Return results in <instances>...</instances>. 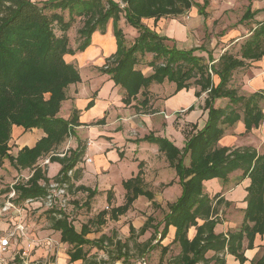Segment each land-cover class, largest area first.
I'll use <instances>...</instances> for the list:
<instances>
[{"label": "trees", "instance_id": "trees-1", "mask_svg": "<svg viewBox=\"0 0 264 264\" xmlns=\"http://www.w3.org/2000/svg\"><path fill=\"white\" fill-rule=\"evenodd\" d=\"M120 1L123 5L116 0H43L41 4L32 0H0V166L4 158H7L15 169L31 171L26 180L11 185L17 194L15 202L21 203L28 198H40L46 194L43 183H48L50 178L37 163L41 157L49 155V162H58L60 169L56 178L66 182L69 181L68 171L82 157V150L78 146L63 156L52 154L73 126L78 124L76 110L71 111L68 119L58 116L61 101L66 98L65 89L80 80L77 68L63 58L65 54H73L65 30L75 18L82 20L77 30L81 40L77 48L83 49L90 43L95 31L105 32L110 19H113L116 26L115 21L121 13L138 33L131 45L126 46L120 29L114 27L116 49L105 58L99 70L108 74L115 84L125 90L126 96L123 99L127 103L139 92L146 94L151 83H162L164 80L175 84L174 91L188 89L193 85L197 87L194 91L196 96L202 92L207 94L204 100L206 121L194 135L184 141L182 148L167 138L150 133L141 138L157 144L159 151L168 158L178 177L181 192L176 200L167 203V211L161 221L162 228L156 231L158 237L152 233L139 244L149 248L155 240L154 244L161 246V257L157 264H163L162 256L168 244L162 245L161 241L172 225L175 232L170 243H177L180 247L174 264H225V253L234 255L242 263L245 260L243 238L247 239L245 248H252L255 235H264V152L260 153L252 146H218L217 141L224 127L234 124L241 117L246 132L257 127L264 117L259 105L264 90L243 96L230 85L234 70L246 66L247 60H257L264 56V20L258 21L250 29L251 33L240 45L239 55L224 51L216 62H212L211 51L201 50V46L177 48L173 39L143 22L145 18L157 21L161 17H176L192 6L205 17L204 8L209 0H203L201 4H194L191 0ZM55 9L67 10L68 21L61 14L51 11ZM255 12L248 5L240 21L253 18ZM54 23L61 30L59 36L54 32ZM169 40L172 44L167 43ZM198 49L206 51L207 57L196 54ZM145 53L152 54L147 63L152 72L148 75L136 68L137 54ZM214 74L219 78L217 83L213 82ZM219 98H227V103L222 107L214 105ZM147 103L145 96L141 104L145 106ZM238 108H241L243 116ZM191 109L192 106H189L188 110ZM14 125L22 127L24 131L40 128L45 135L34 145L23 146L16 154H12L9 140ZM185 155L190 157L187 166L183 163ZM237 170L241 171L238 183L249 178L240 227L226 234L215 233L214 227L219 222L215 216L217 205L224 199L219 193L212 197L205 193L203 181L218 178L224 184L228 182L230 174ZM140 174L139 170V174L124 182L127 189L125 202L110 209L111 218L116 219L118 214L125 213L139 194H144L148 199L153 198L151 192L141 189ZM78 188L88 191V199L93 197L94 190L82 185ZM48 211L51 212V228L60 232L61 242L69 245V261L85 257L83 245L93 244L102 248L105 241L110 240L105 235L97 240H89L85 237L89 231L87 224L82 223L77 231L65 211ZM58 213L60 216H57ZM106 213L105 209L100 210L96 216L98 221L102 222V216ZM152 219L150 215L146 218L138 229V235L144 234L152 226ZM190 226H195L196 232L188 239L187 230ZM154 228L156 230L158 226ZM133 234L135 229L130 226V237ZM115 243L116 251L115 254L111 252V261L120 258L124 260L129 255L127 242L116 240ZM210 250L214 254L208 257L206 254ZM251 264H264V250Z\"/></svg>", "mask_w": 264, "mask_h": 264}, {"label": "rangeland", "instance_id": "rangeland-1", "mask_svg": "<svg viewBox=\"0 0 264 264\" xmlns=\"http://www.w3.org/2000/svg\"><path fill=\"white\" fill-rule=\"evenodd\" d=\"M38 4H41L43 0H32ZM105 2V0H103ZM120 5H123L120 0ZM194 4H201L203 0H191ZM250 3L251 8L256 6H263L264 0H209V4L204 8L206 13V18H204V22L195 24L193 23V28L188 31V36L186 40L177 41L178 47L182 48H189L191 46H199L203 45L205 48H209L212 51V54L217 56L219 53H222L226 48L227 51L233 55H239V45L243 42L248 33V29L252 27V24L258 22V20L262 19L264 13H260L259 15L256 14L252 20H245L240 23V17L244 12L246 6ZM253 6V7H252ZM195 6H192L188 11H186L182 15H178L174 18L179 19L181 22H186L189 20V16L191 13H195ZM52 12H57L61 14L65 21H68L69 15L67 10H60L55 9L51 10ZM49 11V12H51ZM197 13V19H198ZM117 20L114 21L110 19L107 23L106 30L104 33L100 31H95L90 38V43L84 47L83 49H78V45L81 43V40L78 36V28L82 25V20L79 18H75L72 21L71 25L65 30V34L68 40V46L72 50L73 54H65L63 56L66 62L71 63L74 65L79 73L80 80L76 83L70 84L65 89V96L61 101L60 109L58 112V116L63 119H68L71 115L72 110L77 111V115L84 113V111L89 110L93 106V95L87 96V99H84L85 104L83 101L84 94L87 92V89H91L92 85L96 88L99 84V76L102 73L99 70V67L102 66L105 62V54L104 52L109 49V40L110 38H114V27L119 28L121 34L125 38L124 44L126 46L131 45L134 38L136 37L138 31L137 29L126 22L124 15L121 13L119 14ZM201 18L202 15L199 14ZM173 18V17H168ZM173 18V19H174ZM145 21V20H144ZM150 23V21L145 22ZM151 24V23H150ZM185 24V23H184ZM230 30H235L233 37L228 38L226 32ZM54 32L56 35L61 34V30L58 27V24L54 23ZM168 44H172V41L169 40ZM196 53H201V55H205L203 51H196ZM137 64L136 68H139L145 75H148L152 72V68L147 65L148 61L151 60L152 54L145 53V54H137ZM88 60V61H87ZM262 77L264 80V58L259 61H253L248 63L246 66L242 68H238L233 72V76L231 78V85L235 86L239 94H246L248 93L249 81L253 78ZM264 83V82H263ZM175 85L173 83L168 84L165 81L163 85H155L151 83L149 87L146 89V94L144 93H137L136 98L134 100H130L128 103L123 99L126 96L125 90L120 87L118 89V99L122 98L126 104H117V102H112L113 108L116 111V114L111 116L112 122L109 123L110 126H113L115 123L116 130H110L112 136H106L108 134H103V136H98L99 138L102 137L106 142L110 143V145L114 146L117 143L119 147L128 148V143L130 140L138 139L140 140L144 135L147 134H154V136H167V129L166 124H173V127L176 130H180V133L184 136V141L187 138L191 137L196 132V126H199L202 123L204 116L201 115L198 117V105L202 103L203 98L205 97V93L195 99L194 109L191 112H186L183 109L176 112L175 116L169 113L166 108L164 107L163 96L169 95L174 90ZM245 87V88H244ZM264 88V84L262 85ZM196 86H191L189 88L190 91H195ZM261 89V88H260ZM48 94L45 95L47 97ZM147 96L148 103L145 106H138L141 102L138 103L139 100H143V98ZM179 102H184V99H180L179 97L176 98ZM91 104L89 105V103ZM226 100L218 101L217 105H223ZM260 107L263 108L264 111V99L259 100ZM84 104V105H83ZM200 104V108H201ZM112 109V108H110ZM200 112V111H199ZM135 114V115H134ZM145 114L144 116H142ZM117 115V116H116ZM134 115V116H132ZM120 117L128 119V123H124L126 121L120 122ZM117 119V122L115 120ZM186 119L190 121H196L194 124L193 122H184ZM200 121L201 119V122ZM13 127V126H12ZM19 127V126H18ZM22 129V127H20ZM84 129L88 128H72L71 132L64 137L63 141L57 145V147L53 150L52 154H65L69 151L75 149L77 146L82 150V157L80 158L79 162L75 165L73 169H77L69 176L68 181V197H69V204L66 208V215L69 221L79 230L82 223H88L91 233V237L95 235L98 237L99 232L106 230V233L112 235L114 239H117L121 243L126 241L128 247L130 248L129 255L125 257L126 263H136L140 260V258H144L146 264L150 262L157 261L158 258L161 256V246L158 244H154L155 240L151 242L149 248H144L141 243L145 241L152 233L158 237L157 232L162 228V218L164 213L167 211V203L170 200H173V194H168V182L170 180V176H176L177 180L178 177L176 172L172 166H169L168 158L163 159L161 153L158 155L156 154L155 150L152 148H146V156H148L149 160L152 162V166L150 167V171L147 174V181L144 183V187L150 189L154 194L156 202L158 205H154L149 203L145 197H138L129 208V210L124 213L120 214L116 219L109 218L111 203L112 205H119L124 201V196L121 195L118 191H113V199L110 201L108 195L103 194V190H100L99 186L101 181H99V175L94 174L95 169L94 166L96 165V159L94 157L96 151V144L94 146H89L88 143L91 141L94 142L98 137L91 136L85 132ZM170 136H174L176 132H169ZM172 134V135H171ZM45 135V132L40 128H32L27 131H19L16 135L12 132L11 129V140H9L10 153L16 154L17 147L29 146V144H35L37 140ZM102 135V134H101ZM126 141V142H125ZM244 143H248L250 146L255 147L256 150L260 153L264 152V119L258 129L252 130L250 134L245 135V139L243 140ZM96 142V141H95ZM125 143L126 147L122 146ZM140 143V142H139ZM147 144V146L152 145L149 142H143ZM33 144V145H34ZM88 149L86 154L85 149ZM85 151V152H84ZM62 155V156H63ZM131 156V155H130ZM49 157L43 156L41 157L37 163L42 165L43 169L45 170L46 175L48 176V172L52 174L54 171V167L57 165V162H51L48 166L44 164V160ZM86 157H91L93 159L92 163H88L86 161ZM129 160L125 165L119 163L118 167L120 170L122 169L123 173H128L129 171H134L135 174H139L140 172H144L142 169L145 166L144 164L141 166L138 164H131L130 160L135 161L137 158L128 157ZM190 157L189 155H185L183 158L184 165H189ZM142 161H140L141 163ZM118 167H115L117 170ZM240 170L234 171L230 174L228 182L222 184L223 182L216 178L207 179L208 181H216V183L220 186L214 193H210V197H212L215 193H219L220 196L225 190H229L231 186L238 184V175L240 174ZM57 174V173H56ZM56 174L54 176L50 175V179H55ZM31 175V171L29 169H15L9 162L7 158H4L3 162L0 166V231L1 228L7 226L9 224L8 217L9 216H18L15 211V215H13L12 211H3V202L6 200L8 188L15 183L16 181H24L27 177ZM78 177V179H76ZM144 179V178H143ZM173 179V178H171ZM206 181V180H204ZM203 181V191H206V186ZM157 183L152 185V183ZM179 183V182H178ZM212 183H207L211 186ZM78 185H85L89 186L94 190V195L92 198L88 199L87 193L83 190L78 188ZM209 194V193H208ZM224 199L219 205H217V213L216 218L218 219L219 224H223L226 222L232 223V225H236L235 227L229 228V230H237L240 227L242 221V208L238 206L235 202H231L229 200ZM18 203V202H17ZM233 203V204H232ZM109 204V205H108ZM107 205L109 206L106 209ZM113 206V207H114ZM106 209L107 214L102 216V222L98 221L97 223V213L100 210ZM24 213V211L22 210ZM23 215V214H22ZM21 215V216H22ZM119 215V214H118ZM151 216L152 219V226L147 229V231L142 234L138 235L135 234L132 238H127L129 232L126 231V226L132 224L138 229L142 222L148 216ZM51 212L41 208H30L27 209V214L24 220L27 221L29 226L31 227V232L38 236V238L46 239L52 238L56 242L53 243L52 253H48L45 257H42L40 260V264H57V257L58 251L65 249V244L61 243L57 237L56 231H51ZM104 217L105 222H104ZM157 225L158 228L155 230L154 226ZM37 231H40V234H37ZM230 231H226L228 233ZM128 233V235H127ZM225 233V234H226ZM56 236H55V235ZM96 239V238H94ZM141 241V242H140ZM164 243L167 240H162ZM113 243L107 241L104 243L102 248L100 247H89L85 246L84 248L87 251V257L85 260V264H108L111 260L110 253L113 251L115 253V245ZM138 243V244H136ZM163 243V242H162ZM168 243L167 251L163 254L162 260L164 264H174L175 258L180 252V247L177 243ZM68 249V246L67 248ZM264 250V246L260 248V251ZM210 252L207 253L209 255ZM122 259H119L118 262H122ZM78 262V261H77ZM117 262V261H116Z\"/></svg>", "mask_w": 264, "mask_h": 264}, {"label": "crops", "instance_id": "crops-1", "mask_svg": "<svg viewBox=\"0 0 264 264\" xmlns=\"http://www.w3.org/2000/svg\"><path fill=\"white\" fill-rule=\"evenodd\" d=\"M248 5H250V3ZM250 8H251V5H250ZM251 10L252 11H256L254 16L256 14L259 15L260 13H264V5L261 6V7L256 6L254 8H251ZM194 12L195 13H191V15L189 16L190 17L189 20L184 22L185 24L182 21L180 22L179 19H176L174 17H173L174 19L173 18L171 19V18H168V17H161L157 21H154L153 18H145V19H143V22L145 23L147 21H150L151 24L150 23H147V24L145 23V24L147 26H149L150 28H153L154 30H156L160 34L166 35L170 39H173L174 42L176 43L177 41H183V40L187 39L188 31L193 28V23H195V24L198 23V27H199V23L200 22H204V18H206V16L204 17V15L201 14L202 17L200 18L199 17L200 13L197 11V8H195ZM197 13H199L198 14V19L196 17ZM252 19L253 18H251L249 20H252ZM262 20H264V16H263L262 19H260L258 21H262ZM240 23H241V21H240ZM256 23L252 24V27L248 29V33L246 34V37L251 33L250 29L254 28L256 26ZM234 32H235V30H230L229 32H226V35H228V38H231V37H233ZM108 40L110 42L109 43V49L107 50V52L106 51L104 52L105 57H107L110 54H112L115 51V49H116V43H115L114 38L112 37V38H110ZM240 45H239V49H240ZM175 46L177 48H181V49H188V48L178 47L177 44H175ZM199 46L202 47L201 50L206 49V50L211 51L208 47L205 48L202 44L199 45ZM191 47H193V46H191ZM191 47H189V48H191ZM197 51H200V49H198ZM224 51H227V48ZM203 52H205V55L207 57L206 51H203ZM211 53H212V51H211ZM196 54L201 55V53H196ZM220 54L221 53H219L217 56L212 54V58H213L212 62H216V60H217V58L219 57ZM202 56H204V55H202ZM263 58H264V56L259 58V59H257V60H252V61H248L247 60V64L250 63V62H253V61H259V60H261ZM240 68H242V67H240ZM232 76H233V74H232ZM98 78H99L98 86L96 88H94V86L92 85L91 89H87V92H85L83 100H80V101H83L84 104H85L84 99H87V96H92L93 95L92 96L93 97V106L89 110L84 111V113L77 115L78 124L73 126V128H76V129L77 128H88V129H84L85 132L88 133L89 135L93 136V137L95 136V138L98 137V136H103V134H105V135L108 134L106 136H112L111 135L112 133L110 132V130H112V128H113V130L117 129L115 127V123H114L113 126L109 125V123L112 122L111 116H113V114H116V111L114 110L112 104L114 102H117V104H119V103L121 104V102L123 104H126L122 98L118 99V97H119L118 96V93H119L118 89L121 87L120 85L115 84L114 81L112 79H110L108 74H102ZM212 79H213L214 83H217L219 81V78L215 74L212 75ZM165 81L168 84L173 83V82H169L167 80H164L162 83H155L154 82V84L155 85H163V84H165ZM263 82H264V80L262 79V77L253 78L252 80L249 81L248 93L239 94L238 91H237V93L239 95L248 96V95H250L251 93H253L255 91L264 90V88L262 87V85L264 84ZM230 85H231V80H230ZM233 87H235V86H233ZM174 89H175V87H174ZM202 93H205V92H202ZM202 93L199 96H196L194 91H190L189 88L188 89L182 88V89H180L178 91H174L173 90L171 94L166 95L165 97L163 96L162 100L164 101V107L166 108V110L170 114L172 113L175 116L176 112L180 111L181 109H183V110L185 109L184 111H186V112L193 111V109H194L193 102H194L195 99L199 98L202 95ZM206 96H207V94L205 93V97L203 98L202 103H200L202 107L200 108V104L198 105V117L201 115L202 112H204L202 114L204 116V118L202 120V123L199 126H196V130L200 129L204 125V123L206 121L207 110L204 108V100H205ZM177 97H179L180 99L181 98L184 99V102L181 103L178 100H176ZM262 99H264V94L262 95L261 98H259V100H262ZM131 100H134V99H131ZM221 100H226V102L223 105H217L218 101H221ZM139 102H141V100H139L138 103ZM226 103H227V98H219V99L215 100L214 105L222 107ZM138 106L142 107V104H139ZM189 106H192L191 110H188ZM110 108H112V109H110ZM238 111H239L240 115H242L241 108H238ZM262 112H263V116H264L263 108H262ZM134 115H132V116H134ZM144 115L145 114H143L142 116H144ZM263 119H264V117H263ZM263 119H262V121H263ZM120 120H121L120 122H123V121H126V120L128 121V119L122 118V117H120ZM127 121L124 122V123H128L129 122V121L128 122ZM187 121L193 122V121H190L189 119H186V121H184V122H187ZM198 121H199V119H198ZM262 121L260 122V124L262 123ZM115 122H117V119L115 120ZM199 122H201V119H200ZM193 123L195 124L196 121H194ZM260 124L257 127H252L250 131L246 132L245 131V127H244V122H243V119L241 117L234 124L226 125L224 127V132H223L222 136L220 137V139L217 141V144H218V146H227V147H231V148L239 147V146H250L248 143L245 144L244 141H243L245 139V135L250 134V132L252 130L258 129ZM165 127L167 129V136L166 137L165 136H161V137L167 138L175 146H177L178 148H182V146L184 145V139L185 138L180 133V130H176L173 127L172 123L171 124L167 123ZM21 130L24 131L23 129H20V127L15 126V125L12 127V132L15 135ZM169 132H176V134H174V136L172 137V136H170ZM95 141L94 142L91 141L88 144V147L89 146H94V143L96 144V151H95V154H94V157L96 159V165L94 166V169H95L94 174H97V175L100 174L99 175V181H101V183H99L100 184L99 186H102V187H100V190H103V194L104 195L106 194L108 196H109V194H111V197L109 199L110 201H112V199H113V191H115V192L118 191L119 193H122L121 195H123L125 197L127 189L124 187V182L126 180H128V179L133 178L135 176L134 175L135 172L131 170L128 173H123L122 169L120 170L118 165H119V163L125 165L127 162H124V161L129 160L128 157L130 158L132 156L134 158H137V160H135V161L130 160L131 164L132 163L133 164H138V163H140V161H142L141 162V166H142L144 164V162H145V164H144L145 166L142 169L144 172H142L140 174V178H141L140 186L142 187L141 188L142 190L151 192V194L153 196L152 199H148L144 194H139L137 196V198L138 197H145L148 200L149 203L155 202L154 205H158V203L156 202V200H158V199L155 198V194L150 189H147V188L144 187V183H145V181H147V174L149 173L150 167L152 166L151 160H149L148 156H146L145 149L146 148H152V149L155 150L157 155L159 153H161L162 156H163V159H166V156L164 155V153L159 151L158 145L155 144V143L149 142L152 145L147 146V144L143 143V142H147V141H143L141 139L140 140L135 139V140H130V143H128V148L125 149L123 147L120 148L119 145H117V143L114 144V146L113 145L111 146L110 143L106 142L104 139H102V137H100V138L98 137ZM33 144H29L28 143L29 146H32ZM122 146L126 147L127 144L125 146V143H124ZM19 148L20 147H17L16 151ZM85 151H86V154H87L88 149L86 148ZM87 158L88 157H86V161H87ZM89 158H90V161H87V165H88V163H92L93 162V159L91 157H89ZM50 163L51 162H49L48 165H47V170H48V166H49ZM168 165L170 166V164H168ZM115 167H118L117 170L115 169ZM59 169H60V164L57 162V165L54 167V171H52V174H50L48 172V177L51 178L50 175L54 176ZM72 170L76 171L77 169H72ZM172 174L173 175L170 176V180L168 182V187H169L168 188L169 189L168 190V194H173V200H170V202H173L174 200H176V198L180 195V192H181L180 184L178 183V180H177L176 176H174L173 172H172ZM171 178H173V179H171ZM76 179H78V177H76ZM214 179H216V178H214ZM213 180L212 181H208V180L204 181L205 186H206V191H209L208 192L209 194L207 193L209 196H210V193H214V192H216V190L218 188H220V186L216 183V181H213ZM212 182H214V183L211 186H209L208 184L212 183ZM155 184H157V183H155V182L152 183V185H155ZM248 184H249V178H245L241 182H239L238 184H235L234 186H231L229 190L227 189V190L223 191V193L221 195L226 200H229V201H231L233 203L236 202L238 204V206L243 209L246 206V202L244 201V198H245V196L247 194L246 186ZM82 186L87 187L88 189H92L89 186H85V185H82ZM84 191L88 195V191L87 190H84ZM124 201H125V198H124ZM133 202H132V204H133ZM123 203H121V204H119L117 206H120ZM17 204L19 205L20 208H22L21 209V215L23 214L22 215L23 221H24L25 226L27 227V236L29 238H35V239L38 238V236H35V234L33 232H31V229H30L31 227L29 226L27 221L24 220V218H25V216L27 214V209H29V210H30V208L35 209L34 207H36L37 204L33 203V204L28 205V204H25L24 202L17 203ZM132 204L130 205V207L132 206ZM108 205H107L106 209H108L109 206H111V208L114 206V205H112V203H111V205H109V206ZM117 206L115 205L114 207H117ZM129 208L127 209V211L129 210ZM103 209H105V208H103ZM22 210L24 211V213L22 212ZM9 212H11V210ZM241 212H242V217H243V211L241 210ZM12 214L15 215V212H13ZM108 215H109V218H111L110 214H108ZM118 216H120V214ZM118 216H117V218H118ZM105 218L106 217H104V222H105ZM117 218H116V220H117ZM111 219H113V218H111ZM8 220H9L10 226L7 224V226L1 228L2 231H0V235H5L12 229V227L14 226V223L17 220V216H9ZM97 223H98V219H97ZM143 223L144 222H142L141 226L143 225ZM84 224H87V226L89 227L88 223H84ZM98 224H100V223H98ZM130 226L134 227L135 234L138 233V229L141 227L140 226L138 229H136L135 226L132 225V224L127 225L125 227L126 231L129 232V235L127 233V235H128L127 238H132V237H130ZM233 226L235 227L236 225H232V223H230V222H227V223L225 222L224 225L217 223L215 225V227H214V231H215V233H223V234H225L227 230L228 231H233L234 229L233 230L232 229L229 230V228H231ZM75 229H76V227H75ZM76 230L79 231L78 229H76ZM51 231L53 232V231H56V230L51 229ZM56 232L58 234V235L57 234L56 235H57L58 239L60 240V232L59 231H56ZM174 232H175V227L172 226V225L169 226L168 234L163 240H167V242H171V240L174 237ZM195 232H196L195 226H190L188 228V230H187L188 239H191L195 235ZM91 233L93 234V232H91L90 228H89V231L85 235V237L87 239H89V240H97L102 235H105V236H107L110 239V240H107V241H110V243L114 242L113 246L115 244V241L117 240V239H114L112 237V235H109L108 233H106V230H103V231L99 232L100 235H98V237H95V235H93L91 237ZM37 234L39 235L40 231H37ZM135 234H133V235H135ZM94 238H96V239H94ZM107 241H105V243ZM124 242H126V241H124ZM142 242H144V241H142ZM167 242L164 243V241H161V244L162 245H167L168 244ZM61 243L65 244L66 248L68 246V249L65 248V249H62V250L58 251L57 264H85V260H86V257H87V251H86V249L84 247L85 246H89V247H94L95 246L93 244L83 245V249L86 252L85 257L83 259H78V260H75V261H69V254H68L69 245L67 243H64V242H61ZM246 243H247V239L243 238L242 245H243V248H244V252H243V255L245 257L244 262L240 263L239 260L236 259L234 255L229 254V253H225V255H224L225 264H251L254 259L260 257V255L263 252V250L260 251V248L262 246H264V235L263 236H261L259 234L255 235L252 248H245L246 247ZM25 244H26V239L22 238L21 236H16L14 238H11L10 239V245L2 253V256L4 258H7V259H11L13 256H15V258H16V252H18ZM136 244H138V243H136ZM95 247L97 248V246H95ZM129 251H130V248H129ZM49 252L52 253L53 249L51 248V250H48V246H47L46 242H44V241L36 242L33 245V248H32V251H31V253L29 255V259L28 260H29L30 264H32L35 261L41 260V258L45 257ZM208 252H210L209 255L206 254V256H208V257L212 256L214 254V251L210 250ZM110 255H113V254L110 253ZM160 257L158 258L157 261H154V262L152 261V262H150L148 264H157V262L159 261ZM17 260H18L17 261L18 264H23L22 262L19 261V259H17ZM118 261H119V259L113 260V261L110 260L108 262V264H136V263H129V262L126 263V262H124L125 259L124 260L122 259V262H118ZM137 263L138 264H146L144 258H140V260Z\"/></svg>", "mask_w": 264, "mask_h": 264}, {"label": "built area", "instance_id": "built-area-1", "mask_svg": "<svg viewBox=\"0 0 264 264\" xmlns=\"http://www.w3.org/2000/svg\"><path fill=\"white\" fill-rule=\"evenodd\" d=\"M89 144V143H88ZM62 156L63 154H57ZM87 161H90V158H87ZM49 163V157L44 160V164ZM42 166V165H40ZM73 170H69L67 175L71 174ZM29 177V176H28ZM27 177V178H28ZM46 187V194L40 198H28L23 201L25 204H33L36 203L37 206L34 208H41L43 207L46 210L55 209V211H66V208L69 204V197H68V182L62 180H55L51 179L48 183L44 184ZM11 187V186H10ZM17 198V194L14 188H10L7 193L6 200L3 202V211H15L17 216V220L14 223L12 229L5 235H0V264H18L17 259L23 264H30L29 262V255L32 251L33 245L36 242H46L48 246V250H51L53 243L56 242L52 238H29L27 236V227L24 224L23 217L21 216V209L19 205L15 202ZM55 213V212H53ZM57 216H60L58 213ZM16 236H21L22 238L26 239V244L16 252V258L13 256L11 259L4 258L2 253L8 248L10 245V239ZM32 264H40L39 261H35Z\"/></svg>", "mask_w": 264, "mask_h": 264}]
</instances>
